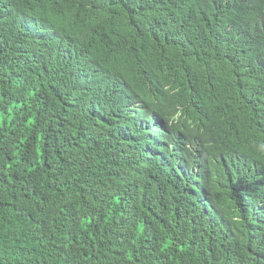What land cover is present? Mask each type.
<instances>
[{
  "label": "trees",
  "instance_id": "obj_1",
  "mask_svg": "<svg viewBox=\"0 0 264 264\" xmlns=\"http://www.w3.org/2000/svg\"><path fill=\"white\" fill-rule=\"evenodd\" d=\"M0 264H264V0H0Z\"/></svg>",
  "mask_w": 264,
  "mask_h": 264
}]
</instances>
